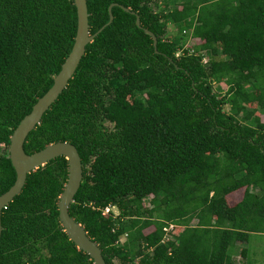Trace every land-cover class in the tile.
<instances>
[{
	"label": "trees",
	"instance_id": "1",
	"mask_svg": "<svg viewBox=\"0 0 264 264\" xmlns=\"http://www.w3.org/2000/svg\"><path fill=\"white\" fill-rule=\"evenodd\" d=\"M111 4L113 21L26 154L77 148L83 180L68 211L106 264H236L238 251L257 264L248 245L264 239V0H87L91 35ZM76 31L73 0H0V195L16 179L10 137L52 87ZM67 178L63 156L28 174L2 211L0 264H94L59 220Z\"/></svg>",
	"mask_w": 264,
	"mask_h": 264
},
{
	"label": "water",
	"instance_id": "2",
	"mask_svg": "<svg viewBox=\"0 0 264 264\" xmlns=\"http://www.w3.org/2000/svg\"><path fill=\"white\" fill-rule=\"evenodd\" d=\"M73 2L77 12V31L72 50L62 64L60 72L55 76L52 87L34 104L31 112L20 121L10 137L9 158L16 172V179L12 187L0 195V238L2 233V211L22 191L28 174L44 166L49 161L63 156L68 162V178L59 197V220L69 239L79 250L87 253L94 264H106L100 246L89 237L84 226L71 217L68 211L83 180V165L77 148L69 142H57L49 144L31 155L26 154L24 150V143L29 133L40 123L43 115L73 78L85 54L86 46L113 21L111 9L117 5H110L109 22L98 32L91 35L87 0H73ZM124 10L128 11L129 9L124 8ZM136 25L142 28L139 16L136 18ZM144 31L153 38V45L156 50L158 42L156 36L147 29Z\"/></svg>",
	"mask_w": 264,
	"mask_h": 264
},
{
	"label": "rangeland",
	"instance_id": "3",
	"mask_svg": "<svg viewBox=\"0 0 264 264\" xmlns=\"http://www.w3.org/2000/svg\"><path fill=\"white\" fill-rule=\"evenodd\" d=\"M172 31H174V29H172ZM175 31H176V30H175ZM175 31H174V32H175ZM176 33H177V31H176ZM189 44H190V45L193 44V43H192V40L189 41ZM223 88H226V86L223 85ZM226 110H228V107H227ZM241 193H242V190H239V191H236V192H234V193L229 194L228 197H227V200H228L229 205H233V204H235L236 201L240 198ZM144 204H145L146 208H151V204L148 202V200H146V201L144 202ZM110 210H112L114 216H117V215L119 214V210H118L116 207H114V208H112V209L108 208V211H107V209H105V210H104V214L107 216ZM149 230L151 231V229H149ZM173 235H174V234H173ZM174 236H175V235H174ZM124 238H125L124 236L121 237V241H123ZM240 245L242 246L243 244H240ZM248 247H251V248H258V249L260 250L262 256H261V254H260V255L255 256L254 258L257 259V264H261V263H262V257H263V264H264V239H262L261 241H259V240H257V239H253V240L251 241V243L248 245ZM240 248H241V247H240ZM234 260H235L236 264H246V261H247L246 258H245L244 256H242V255L239 254V251H238V253H236V255L234 256Z\"/></svg>",
	"mask_w": 264,
	"mask_h": 264
},
{
	"label": "clouds",
	"instance_id": "4",
	"mask_svg": "<svg viewBox=\"0 0 264 264\" xmlns=\"http://www.w3.org/2000/svg\"><path fill=\"white\" fill-rule=\"evenodd\" d=\"M172 228H173V226H171L170 228L166 229V231L169 232ZM164 242H165V240H164Z\"/></svg>",
	"mask_w": 264,
	"mask_h": 264
},
{
	"label": "built area",
	"instance_id": "5",
	"mask_svg": "<svg viewBox=\"0 0 264 264\" xmlns=\"http://www.w3.org/2000/svg\"><path fill=\"white\" fill-rule=\"evenodd\" d=\"M107 209V211H108V208H106Z\"/></svg>",
	"mask_w": 264,
	"mask_h": 264
}]
</instances>
